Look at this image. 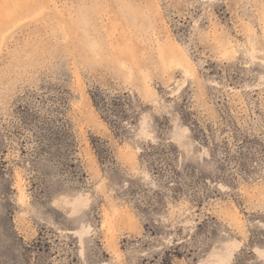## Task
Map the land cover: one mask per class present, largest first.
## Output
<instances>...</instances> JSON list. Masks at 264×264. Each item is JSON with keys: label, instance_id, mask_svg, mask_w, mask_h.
<instances>
[{"label": "rangeland", "instance_id": "374dc122", "mask_svg": "<svg viewBox=\"0 0 264 264\" xmlns=\"http://www.w3.org/2000/svg\"><path fill=\"white\" fill-rule=\"evenodd\" d=\"M0 264H264V0H0Z\"/></svg>", "mask_w": 264, "mask_h": 264}]
</instances>
